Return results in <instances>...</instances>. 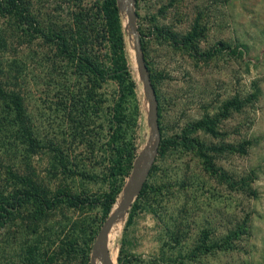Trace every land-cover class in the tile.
Wrapping results in <instances>:
<instances>
[{
	"label": "rangeland",
	"instance_id": "374dc122",
	"mask_svg": "<svg viewBox=\"0 0 264 264\" xmlns=\"http://www.w3.org/2000/svg\"><path fill=\"white\" fill-rule=\"evenodd\" d=\"M106 1L23 0L29 26L0 12V84L24 97L43 147L26 152L0 98V194L61 199L36 229L31 219L41 208L22 205L0 229V264H30L39 253L43 264H91L95 242L84 245L80 229L92 225L100 232L108 196L121 189L113 211L133 170L112 175L115 147L134 142L139 155L147 143L146 103L126 19L119 12L124 48L116 57ZM136 11L164 150L110 253L116 264H264V0H137ZM197 20L200 37L187 42ZM37 29L54 38L73 34L77 53H89L102 76L82 72ZM220 44L235 54L217 53ZM132 82L128 96L123 90ZM237 99L244 108L224 114L225 104ZM199 122L214 132L195 130ZM242 144L247 153L230 150ZM244 225L247 234L234 248L206 251L205 239L216 244ZM22 248L30 253L25 263Z\"/></svg>",
	"mask_w": 264,
	"mask_h": 264
},
{
	"label": "trees",
	"instance_id": "16d2710c",
	"mask_svg": "<svg viewBox=\"0 0 264 264\" xmlns=\"http://www.w3.org/2000/svg\"><path fill=\"white\" fill-rule=\"evenodd\" d=\"M104 10H105L104 18L107 20V27L109 28V31L111 32L113 44L115 47H117L116 51L114 49V55L116 57H119L117 55V52L118 51L122 52L124 48V36H123V31H122L119 10L117 7V1L107 0L104 6ZM28 11L29 9H26L23 0H0V12L1 13H3L4 15H9V16L17 15L19 18H21L23 24L27 26H29L30 19H31V15L28 14L29 13ZM139 30L141 32L140 27H139ZM200 31H201L200 21L197 20V22L194 25L193 31L186 37L187 42L190 40L199 38ZM24 32L26 36H29V32H30L29 29H26V31ZM36 32L39 35H43L50 44L57 42L64 56L69 59L74 60V62L77 61V65L80 66V69L82 72L95 76L96 79L102 76L103 74L102 67L97 61L91 58L89 53H86L85 55H79L77 53L74 44H72L73 40H75L73 38L74 36L73 34L69 35L70 37L64 34V35H58L56 38H54V37H51L50 35L45 34L43 31L41 32L40 29H37ZM78 35H81L83 39L87 37L85 32L82 33V30H81V34H78ZM142 44H143V41H142ZM220 45L221 47L217 49V53L229 51L228 53L235 54L234 51L230 50L229 46H226L225 44H220ZM71 46L73 47V50L71 49ZM143 49H144L146 63L151 73L152 83H153V86L156 90L157 97H158L155 78L147 62L144 44H143ZM213 55H215L214 52H211L208 54V56L210 57H213ZM116 62L118 64L119 60L116 59ZM124 63L126 64L125 60H124ZM134 87H135V83L132 82L131 86L125 88L123 92L127 94L128 96H132L134 95V92H133ZM128 88H131V89L128 90ZM0 98L3 100L4 103L7 104V108H8L7 116H5V119H7L10 123H12V125L19 126L20 133L18 136H20V138L22 139V143L24 147H26V152L34 153L37 148H43L37 142L36 138L33 135V129L31 127V124L29 125L27 115H26L24 97L21 95V93L16 92V91H11L10 93H7L2 89V86L0 84ZM244 106H245V103L238 99L230 101L225 104L224 114H228L231 108H233L234 110H241L242 108H244ZM136 111L137 113L139 112L138 106H136L135 113ZM159 116H160V107H159ZM118 124H119V127H121V123L118 122ZM208 124L209 123H204V122L196 123V125L194 126V129L195 130L202 129V130H206L207 132H214L211 124L209 125ZM161 132H162V128H161ZM120 135H121V132L119 130L116 136L120 138ZM16 142H19V141L16 139ZM115 148H116V151L114 152L115 159H114V167H113L112 175L115 178H117L118 176L125 177L127 175H130V172L133 168L134 161L138 155L136 152L134 142L131 144H127L125 148L122 146L115 147ZM235 148L236 147H233L230 150L240 152L242 154L247 153V150L244 144H242L239 149H235ZM18 149H19V145L17 144L11 145L10 147L11 152L12 150H14V152L16 153ZM163 150H164V146L162 143L160 152L162 153ZM122 180L124 182V179ZM147 188H148V182L146 183L141 195L138 198L142 197L145 194ZM119 191H121L120 188H119ZM119 191H117L116 193H113L112 195H109L108 196L109 200L107 199L105 202L104 214H105L106 219L108 218V216L110 215L112 211L113 205L115 204L117 200V195L119 194ZM60 200L61 199H59V197H57V199H54V198L51 199L45 194L42 196L38 194H33L32 192H29V191H25L23 193H16L12 196H6L3 193H1L0 194V229L12 224L16 218V214L19 211V209L22 207V205H24L27 202H32L41 208V211L37 213L35 218L31 219L32 224L33 226H35V229H36L38 227V224L41 222L44 215L46 214L47 210H52L53 208H55L56 204ZM65 201L72 202L74 204L72 206H78L79 204H82V203H74V201H72L71 199H67ZM245 225L243 227H240L237 232H233L231 235H227L223 237L216 244L210 245L208 240L205 239L203 244L204 246H207L206 251L211 250L210 248H214V249L218 248V249H222L223 251H227L229 249L234 248L236 242L242 236H245L247 234L245 231ZM75 230H76V227H74L73 231L75 232ZM80 232L82 233L83 239L85 241L84 245L88 244V246L95 242L96 236L99 233L97 229L95 230L92 228V225H86L85 227L82 226L80 229ZM22 251H25V253L21 254L23 256V262L25 263V258L30 253L28 250H23V248H22ZM84 254H85L86 260H89L87 253L84 252ZM43 263H44L43 260H41V253H39L36 255V258H33V262L30 264H43Z\"/></svg>",
	"mask_w": 264,
	"mask_h": 264
},
{
	"label": "water",
	"instance_id": "95a60500",
	"mask_svg": "<svg viewBox=\"0 0 264 264\" xmlns=\"http://www.w3.org/2000/svg\"><path fill=\"white\" fill-rule=\"evenodd\" d=\"M120 14L126 19L125 33L133 44L139 80L147 109L149 136L146 145L135 159L132 173L126 183L118 206L113 210L102 226L92 248L91 264H114L109 250V238L112 229L124 222L136 199L141 195L151 172L157 162L162 144V132L159 116V100L147 66L141 32L136 11L137 0H116Z\"/></svg>",
	"mask_w": 264,
	"mask_h": 264
},
{
	"label": "bare ground",
	"instance_id": "6f19581e",
	"mask_svg": "<svg viewBox=\"0 0 264 264\" xmlns=\"http://www.w3.org/2000/svg\"><path fill=\"white\" fill-rule=\"evenodd\" d=\"M126 21H127V20H126ZM134 52H135V51H134ZM135 63H136V56H135ZM136 66H137V64H136ZM137 73H138V70H137ZM117 206H118V202H117V204H116L114 210L117 208ZM125 222H126V221H124V222H122V223L116 225V226L112 229L111 234H110V238H109V243H111V240H112L113 238H115V237H116V236L122 231ZM109 247H110V246H109ZM110 252H111V250H110ZM110 254H111V258H112L113 263L116 264L117 256H116L115 254H112V253H110ZM97 264H101V263H100V262H97Z\"/></svg>",
	"mask_w": 264,
	"mask_h": 264
}]
</instances>
